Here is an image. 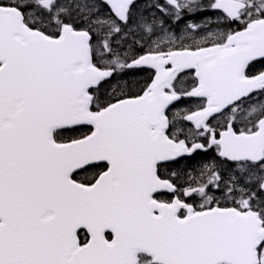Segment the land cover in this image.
I'll return each mask as SVG.
<instances>
[{"label":"snow or ice","instance_id":"snow-or-ice-1","mask_svg":"<svg viewBox=\"0 0 264 264\" xmlns=\"http://www.w3.org/2000/svg\"><path fill=\"white\" fill-rule=\"evenodd\" d=\"M0 264H264V0H0Z\"/></svg>","mask_w":264,"mask_h":264},{"label":"flooded vegetation","instance_id":"flooded-vegetation-1","mask_svg":"<svg viewBox=\"0 0 264 264\" xmlns=\"http://www.w3.org/2000/svg\"><path fill=\"white\" fill-rule=\"evenodd\" d=\"M184 105H182V107H183Z\"/></svg>","mask_w":264,"mask_h":264}]
</instances>
